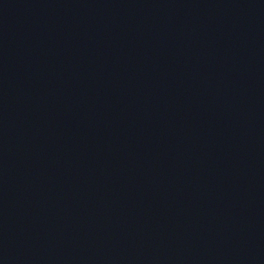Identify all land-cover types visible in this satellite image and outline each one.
I'll use <instances>...</instances> for the list:
<instances>
[{
  "label": "water",
  "instance_id": "obj_1",
  "mask_svg": "<svg viewBox=\"0 0 264 264\" xmlns=\"http://www.w3.org/2000/svg\"><path fill=\"white\" fill-rule=\"evenodd\" d=\"M0 264H264V0H0Z\"/></svg>",
  "mask_w": 264,
  "mask_h": 264
}]
</instances>
